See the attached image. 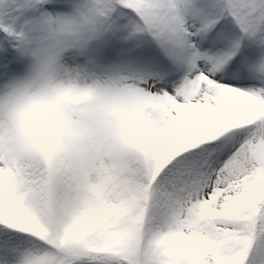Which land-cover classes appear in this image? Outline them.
I'll return each mask as SVG.
<instances>
[{"label":"snow or ice","instance_id":"snow-or-ice-1","mask_svg":"<svg viewBox=\"0 0 264 264\" xmlns=\"http://www.w3.org/2000/svg\"><path fill=\"white\" fill-rule=\"evenodd\" d=\"M0 264H264V0H0Z\"/></svg>","mask_w":264,"mask_h":264}]
</instances>
